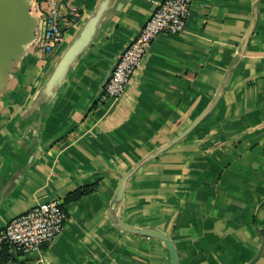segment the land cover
Listing matches in <instances>:
<instances>
[{
	"label": "crops",
	"instance_id": "crops-1",
	"mask_svg": "<svg viewBox=\"0 0 264 264\" xmlns=\"http://www.w3.org/2000/svg\"><path fill=\"white\" fill-rule=\"evenodd\" d=\"M159 1L67 0L80 17L55 51L43 56L31 41L6 68L0 229L54 200L66 219L50 243L8 249L5 264H172L163 241L120 222L165 233L179 264H264V0H194L183 32L159 34L123 93L101 101L119 54ZM44 5L30 3L34 35ZM101 5L91 43L58 90L38 100ZM207 108L187 135L139 163ZM137 163L117 200L121 177ZM91 183L92 193L64 202Z\"/></svg>",
	"mask_w": 264,
	"mask_h": 264
},
{
	"label": "built area",
	"instance_id": "built-area-1",
	"mask_svg": "<svg viewBox=\"0 0 264 264\" xmlns=\"http://www.w3.org/2000/svg\"><path fill=\"white\" fill-rule=\"evenodd\" d=\"M45 5L32 42L34 52L48 56L64 38V28L75 23L80 14L67 0H40ZM39 0H31L38 8ZM194 0H161L145 20L136 37L119 54L112 71L103 84L101 101L118 98L129 84L152 41L162 33L178 34L185 29L188 13ZM66 211L58 200L42 202L9 220L0 229V244L25 254L50 243L61 233Z\"/></svg>",
	"mask_w": 264,
	"mask_h": 264
},
{
	"label": "water",
	"instance_id": "water-1",
	"mask_svg": "<svg viewBox=\"0 0 264 264\" xmlns=\"http://www.w3.org/2000/svg\"><path fill=\"white\" fill-rule=\"evenodd\" d=\"M30 3L31 0H0V81H3L2 78L5 76L6 68H9V66L18 59L23 53L25 46L31 41L33 42L35 38L34 29L36 30L37 22L35 17L30 14ZM102 13L103 8L101 5L95 11L94 16L85 24L72 42L65 48L47 78L43 89L39 94L38 100H48L58 90L69 68L75 63L78 55L91 43L95 28ZM255 18L256 17L254 16L253 22L255 21ZM208 110L209 109L207 108L203 111L181 133L160 147L156 152L144 157L139 163L149 159L151 156H155L160 150H164L182 139L204 118ZM139 163L134 165L131 171L121 177L115 197L117 200H119L123 194L127 178ZM120 226L122 229L130 232L160 239L168 249L171 263L179 264L173 242L165 233L150 229H135L129 227L123 222H120ZM258 231L264 236V228L259 229Z\"/></svg>",
	"mask_w": 264,
	"mask_h": 264
},
{
	"label": "trees",
	"instance_id": "trees-1",
	"mask_svg": "<svg viewBox=\"0 0 264 264\" xmlns=\"http://www.w3.org/2000/svg\"><path fill=\"white\" fill-rule=\"evenodd\" d=\"M95 187H96V183L81 185L75 188L74 190L68 192L64 198V202L77 201L83 196L92 193ZM11 258L12 257L8 251V246L6 244H0V263L5 264Z\"/></svg>",
	"mask_w": 264,
	"mask_h": 264
}]
</instances>
